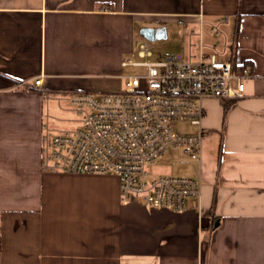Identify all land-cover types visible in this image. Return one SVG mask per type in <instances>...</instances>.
<instances>
[{
	"label": "crops",
	"instance_id": "1",
	"mask_svg": "<svg viewBox=\"0 0 264 264\" xmlns=\"http://www.w3.org/2000/svg\"><path fill=\"white\" fill-rule=\"evenodd\" d=\"M144 27L246 76L203 101L182 213L122 204L117 174L42 167L55 103L122 90ZM0 264H264V0H0Z\"/></svg>",
	"mask_w": 264,
	"mask_h": 264
},
{
	"label": "built area",
	"instance_id": "2",
	"mask_svg": "<svg viewBox=\"0 0 264 264\" xmlns=\"http://www.w3.org/2000/svg\"><path fill=\"white\" fill-rule=\"evenodd\" d=\"M138 47L141 60L128 59L123 64L141 66L145 71L127 76L122 90L72 93L80 123L60 133L45 127L42 167L69 173L117 174L122 204L141 202L148 210L182 213L189 199L200 197L201 178L152 177L147 166L171 147H181L191 158H199L206 133L203 101L241 96L246 76L236 74L234 64L216 54L202 53L196 59L182 54L155 56L144 42ZM42 81L37 78L35 85ZM179 120L198 125V131H178Z\"/></svg>",
	"mask_w": 264,
	"mask_h": 264
},
{
	"label": "rangeland",
	"instance_id": "3",
	"mask_svg": "<svg viewBox=\"0 0 264 264\" xmlns=\"http://www.w3.org/2000/svg\"><path fill=\"white\" fill-rule=\"evenodd\" d=\"M141 28L137 32L138 38H141L148 47H150L155 56L166 55V54H176L179 52V43L174 40V36L169 38H161L155 40H148L140 34ZM139 47L136 46L135 53L125 56L127 59H132L133 61L141 60L138 55ZM145 69L141 66H135L133 64H127L122 67V75L130 76L141 74ZM126 79H121L122 85L123 81ZM125 84V82H124ZM123 87V86H122ZM63 104L54 105V118L50 126L53 133L65 132L78 127L80 116L75 110L73 103H69L66 100L62 102ZM198 125H193L190 121L179 120L177 122V129L180 132L191 133L197 132ZM190 156H188L181 147H171L168 151L156 161L148 164L147 170L150 176L155 175H175V174H186L190 171V165H188Z\"/></svg>",
	"mask_w": 264,
	"mask_h": 264
},
{
	"label": "water",
	"instance_id": "4",
	"mask_svg": "<svg viewBox=\"0 0 264 264\" xmlns=\"http://www.w3.org/2000/svg\"><path fill=\"white\" fill-rule=\"evenodd\" d=\"M140 34L148 40H155L160 37L159 32L155 28H152V27L142 28L140 30Z\"/></svg>",
	"mask_w": 264,
	"mask_h": 264
}]
</instances>
